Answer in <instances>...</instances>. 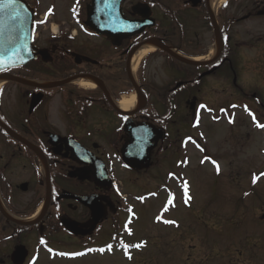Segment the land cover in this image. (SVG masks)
Masks as SVG:
<instances>
[{
    "label": "flooded vegetation",
    "instance_id": "af4514ba",
    "mask_svg": "<svg viewBox=\"0 0 264 264\" xmlns=\"http://www.w3.org/2000/svg\"><path fill=\"white\" fill-rule=\"evenodd\" d=\"M26 1L35 10V46L44 55L26 67L0 73V80L4 76L11 78L2 81L0 87V123L39 148L44 160L32 147L8 136L0 124V264H88L90 259L107 257L113 233L125 234L128 215L144 211L146 194L116 191L120 170L124 181L149 172L133 171L122 164L121 149L133 147L125 126L142 129L143 124H153L163 130L164 140L151 157L150 170L157 172L159 160L154 159L178 148H194L182 147L181 142L197 138L192 130L197 108L202 109L203 116L209 95L230 97L229 105L222 109L254 101L256 94L249 95L245 89L260 87L264 81V1L234 0L228 5L229 14L223 8L218 10L222 48L208 66H187L160 52L149 55L165 56L163 61L175 70L177 82L167 88L144 80L142 69L147 57L135 74L147 104L131 113L115 109L112 100L120 101L135 92L130 80L132 56L156 38L189 59L207 57L210 47L199 41L202 32L209 29V1L148 0L155 27L141 36L120 40L80 27L85 23L84 8L68 9L69 0ZM144 4L125 0L123 11L129 20L142 21L132 8ZM53 23L68 25L72 30L62 32L59 27L58 37L46 36V24ZM209 32L216 42L213 28ZM90 79L93 86L80 85ZM68 80L72 84L57 89H48L45 84ZM178 84L181 85L176 88ZM194 89L197 90L192 94ZM182 96H189L188 100ZM178 98L186 102L188 119L173 120ZM167 106L172 113L163 122ZM77 148H82L86 156ZM136 148H143V144ZM48 174L52 193L47 203ZM107 176L112 185L107 184ZM33 185H38L41 192H34L32 200L20 202L19 195L27 194ZM83 200H90L89 205ZM46 203L41 219L29 225ZM66 222L87 235L70 233L65 229ZM139 222L138 219L135 235L130 234L132 238L120 243L122 253L131 263L154 264L162 246L156 243L157 250H153L152 242L145 237L147 233L138 228ZM32 231H36L34 242L27 239ZM46 257L51 262L44 263ZM190 259L189 255L181 257L179 263L190 264Z\"/></svg>",
    "mask_w": 264,
    "mask_h": 264
},
{
    "label": "rangeland",
    "instance_id": "374dc122",
    "mask_svg": "<svg viewBox=\"0 0 264 264\" xmlns=\"http://www.w3.org/2000/svg\"><path fill=\"white\" fill-rule=\"evenodd\" d=\"M72 2L73 0L71 4ZM62 4L64 5L63 2ZM226 7L224 11L229 14L230 9ZM55 26L60 27L62 32L72 30L68 25L51 24L44 27V34L50 36L51 29ZM209 30L210 27L202 32V40L199 42L203 41L206 47H210L212 54L215 52V41L213 33ZM163 57L165 56L149 57L142 73L144 80L154 82L159 87L169 88L176 84L178 76H174L175 70L163 61ZM263 85L264 81L261 88ZM261 88L258 90L256 86L245 89L251 91H247L249 95L258 93L263 98L261 106L258 102H248L254 110L252 117L255 118L256 124L246 116L245 110L240 109L237 113L235 110H220L229 105L230 97L209 95V111L207 110L208 115L203 119V130L207 132L208 138L207 159H204L200 152L194 151V148H189L191 155L182 159L181 167L178 168L179 182L174 184L172 181L171 185L172 192L178 193V199L172 204L174 207L163 216L164 220L169 216H176L180 221H175L172 225L169 224L170 226L151 225L145 236L152 242L153 250H157L156 243L162 246L159 249L160 257L158 256L154 264H180V258L187 255L191 258L190 264H239L247 260L264 259V175L261 177L259 174L264 170V90ZM196 90L194 89L192 94ZM228 90L232 92V89ZM180 100L181 98L177 99L178 109L175 110L174 117L176 121L189 117V110L185 109L186 102L184 104ZM239 102L242 100L239 99ZM233 116L235 119L231 122ZM192 118L191 116L189 120ZM168 163L169 157L166 154L160 167ZM164 169L166 167H163L158 179L155 175H140L136 176L133 182L127 183L122 176L123 171L120 170L118 176L127 193L141 191L148 185L145 189H148L149 193L157 194L158 187L165 185ZM117 170L119 171L118 167ZM184 180L189 181L193 194V199L187 203L179 193L182 192L180 185ZM34 192H41L38 185H33V189L27 194H20V202L34 199ZM146 203L150 207L149 212L157 213L165 208L167 201L162 202L160 196ZM143 217L137 225L140 230L150 224L151 217L144 214ZM35 233L36 231H32L27 239L34 242ZM202 249L206 250L203 259L200 258L203 256L200 255ZM47 262L51 261L46 257L44 263ZM126 262L121 252L116 251L89 264H128Z\"/></svg>",
    "mask_w": 264,
    "mask_h": 264
},
{
    "label": "water",
    "instance_id": "95a60500",
    "mask_svg": "<svg viewBox=\"0 0 264 264\" xmlns=\"http://www.w3.org/2000/svg\"><path fill=\"white\" fill-rule=\"evenodd\" d=\"M122 1L94 0L93 7L89 9L88 23L94 25L96 19L95 22L97 23L94 27H97L98 30H96L100 34H106V32L108 34H123L125 26L121 9ZM32 25L33 11L25 1L0 0V69L15 64H26L27 61L33 58L35 48L32 45ZM141 27H144V24ZM140 149L142 148L132 147L123 151L124 161L138 170L142 169L147 163L148 153L153 148H148L144 154ZM127 151L132 153L129 154Z\"/></svg>",
    "mask_w": 264,
    "mask_h": 264
},
{
    "label": "bare ground",
    "instance_id": "6f19581e",
    "mask_svg": "<svg viewBox=\"0 0 264 264\" xmlns=\"http://www.w3.org/2000/svg\"><path fill=\"white\" fill-rule=\"evenodd\" d=\"M227 0H212L211 1V7L212 9L218 7L221 3L225 2ZM156 51V48H154L153 45H145L140 50L136 51L135 54L131 58V72L135 74L137 72V68L140 64V62L149 54ZM216 52L212 53L211 56L208 58V60L213 58L215 56ZM197 62H202L199 59H196ZM3 84V82L0 80V87ZM80 85L82 86H93L90 82L82 81L80 82ZM138 101L137 97L135 95L130 96L128 99L122 100L121 102L117 103V107L123 111V112H130L135 110L137 108ZM36 218V217H35Z\"/></svg>",
    "mask_w": 264,
    "mask_h": 264
}]
</instances>
